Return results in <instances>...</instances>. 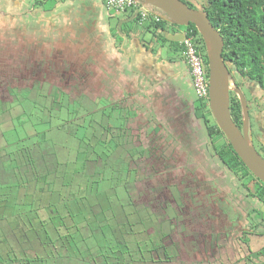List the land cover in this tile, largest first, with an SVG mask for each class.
Returning a JSON list of instances; mask_svg holds the SVG:
<instances>
[{"label":"trees","instance_id":"obj_1","mask_svg":"<svg viewBox=\"0 0 264 264\" xmlns=\"http://www.w3.org/2000/svg\"><path fill=\"white\" fill-rule=\"evenodd\" d=\"M183 1L191 7L199 3ZM199 4L224 37L223 56L238 86L242 89L245 86L243 83L251 82L264 92V0H203ZM137 18L140 21L139 15ZM0 21L5 22L2 25H10L7 18H1ZM148 23V29L160 31L167 21L161 18L152 19ZM186 31L188 35L194 36L208 72V57L201 34L193 24L186 26ZM10 36L7 40L8 48L0 50V55H4V60L0 58V71L8 68L13 75L14 57L27 52L31 44H27L23 29L13 31ZM172 43L180 48L182 54V44ZM31 50L34 57H43L40 63H77L64 60L71 52L78 58H86L84 44L62 53L61 48L47 45L38 49L33 47ZM170 60L177 59L170 57ZM25 69L29 77L18 80H14L13 76L8 77L2 84L4 89L16 87L15 83H23L26 88L33 90L39 85L35 82L46 78L42 76L43 72H37L35 65L33 68L27 65ZM21 72L22 69L17 74L21 75ZM51 73L58 78L66 77L62 70ZM93 74V71L89 73V79H94ZM103 75L106 78L104 71ZM238 80H241V84ZM108 86H95L93 96L86 91L72 94L65 89L67 93L61 98H52L53 104L49 108L44 106L37 111L35 106L39 104V96H29L34 103L28 111L31 116L35 113L47 130L57 127L51 124L53 122L73 121L72 132L76 141L61 149L49 148L41 157L30 151L26 156L24 175L22 171L19 177L9 174L5 179L9 188L0 191V196L3 195L6 202L0 203V264L202 263L197 253L190 249L193 256L189 258L180 253V248L175 252L174 247L182 246L176 239L187 237L189 231L193 240L200 239L201 234L209 243L198 241L204 245L198 251L216 241L219 227L207 228L202 225L206 223L201 222L203 215L195 221L193 212L200 203L203 206L209 205L206 201L215 202L216 193L220 196L219 202H224L226 196L222 189L216 187L214 192L206 186L208 179L212 187L217 186L218 180H214L209 172L200 176L198 169H201V164L190 161L194 157L189 156V164L177 163L181 160V155L177 157L179 150L182 154L193 155L189 144L176 143L171 128L150 127L146 126L149 122L142 123L141 112L136 105L133 104V107L126 103L129 100L127 97L133 95L132 90L121 86V94L119 89L112 92ZM103 96L110 100L109 104L97 105ZM230 99L232 117L242 128L243 114L239 96L231 91ZM92 100L94 106L86 107L84 101L90 103ZM196 100L193 111L208 131L212 156L239 178L250 196L264 202V183L249 171L215 119H211L209 103L200 99L197 103ZM248 102L251 117L253 105ZM19 103L20 100L15 105ZM73 104L76 106L71 108ZM255 108L264 112V93ZM179 121L188 128L186 122L181 119ZM189 133L193 134L192 131L184 134ZM27 170L29 181L24 177ZM34 174L36 177H32ZM251 180L262 182V186L249 188L245 181L251 183ZM218 186L221 188V185ZM140 199L143 200L141 203ZM231 206H236L235 216H240L237 223L242 222L248 226L251 213H247V209L241 210L240 204ZM179 209L184 214L176 211ZM232 224L231 228L235 226L233 220ZM228 231L235 232L236 227ZM252 257L256 264H264V247L253 252Z\"/></svg>","mask_w":264,"mask_h":264},{"label":"rangeland","instance_id":"obj_2","mask_svg":"<svg viewBox=\"0 0 264 264\" xmlns=\"http://www.w3.org/2000/svg\"><path fill=\"white\" fill-rule=\"evenodd\" d=\"M194 1L196 3L197 2L201 3L203 0H194ZM194 6L197 7V4H194ZM46 7L48 9L53 7L52 0H48ZM144 10L146 12H149L148 10H152L158 14L160 13L158 9L150 5H147V7L144 6ZM160 14L162 15V13ZM3 23L5 22L0 21V50L8 48L7 40L9 39V36L12 35V33H10L9 30L10 29L9 25L7 24L2 25ZM177 27L181 29H186V26L178 25ZM23 34L27 37H29L30 35V33H28L27 31H24ZM172 34L174 35V31H172ZM147 35L148 38L152 37L151 33ZM198 37L199 35L197 36L196 40L198 39ZM32 38L33 35L31 34V39ZM160 42L161 44H166V49H164L162 45L160 46L162 52H164V56H166L168 53V55L176 58L178 61H182L183 57L180 48L176 44H173L171 41H167V40L166 41L161 40ZM60 45L62 46L64 45L63 41L60 42ZM203 46L206 52L204 40H203ZM33 47L34 46L32 47L29 46L27 52L20 53L19 55H16V57H14L15 60L13 62L15 63V70L13 75L12 73H10V70L8 68H6L5 71L4 70L0 71V85L4 84L8 77L13 76L14 80H18L20 78L26 79L25 77H29L28 76L29 72L25 69L27 65H31V68H33L35 65L37 72L38 73L40 71L43 72L44 74L42 76L46 77V78H42V80L40 79L41 82L40 80L35 82V84L39 83V85H37L33 90H29L28 88H26L23 83L22 84L15 83L16 87L13 88L6 87V89H4L3 85L0 88V191L7 190L9 188L7 186L8 183L4 182L5 179L9 177V174H11L12 176L19 177L20 173L23 171V175H24V172L26 171L24 165L25 163H27L26 156H28L30 151L32 153H36L41 157V154L45 153V151L49 148L54 150H56L57 148L61 149L62 146L65 147L67 146V144L74 143L76 141V138L72 132V127L74 126L73 121H68L64 123H56L52 121L53 123L51 124L53 126L56 125L57 127L47 130L46 126L43 125V123H41L40 119H37L35 113L33 116H31V113L28 112L29 109L31 110V106H34V103L31 102V100L29 99V96L31 94L33 95L35 94L39 96V104L35 106L37 107L35 111H37L40 110L41 108L43 109L44 106H46V108H49L53 104L52 98L54 96L61 98V96L64 93H67L66 90H70L72 94L83 93L86 91L92 95L93 94L92 90L95 86L106 88L107 85H110V83L112 82V80L109 79L110 74L104 71L103 69L104 67L101 62L88 61L87 58L84 57L78 58L77 56H74L73 54L69 53L64 57V60L74 61L77 63L68 62L72 64L64 63L61 65L55 64L53 62L40 63V59L43 57L41 58L34 57L33 56L34 54L32 55L33 51L31 50ZM38 47L40 46H36L35 49H38ZM64 51H72V48L62 49L60 52H64ZM2 55H0V58L4 60V55L3 56ZM84 60H86V63L84 62ZM5 63H7V57ZM172 65H176V64L174 63ZM20 67L23 71V73L21 72V75L20 73L17 74V72L21 70L19 69ZM125 69L127 72L129 71L127 64H125ZM54 70H58V71L62 70V72H64L66 77L63 78L56 77V74L54 75L51 73ZM92 71L94 73L93 74L94 79L90 78L91 79L90 80L89 73L91 74ZM103 71L106 73L105 75L106 78H104ZM49 79H55V80L52 81ZM127 81L124 82V87L127 88L128 90L136 91L137 94L136 97H132V96H130L129 98L127 97V99L129 100L126 103L128 105L136 104V100H138L139 98L141 101H143L144 99L143 95L145 92L141 90L140 83L139 82L136 83L138 86L134 85V83L138 80H135L134 83H130V82L128 83ZM238 81L241 82V80ZM28 83H30V81H28ZM243 84L245 85L244 86L245 88L242 87V91L244 92L247 100L251 101L253 104L251 109L252 132L256 137H258L263 142L262 143L258 140H255V145L257 149L260 151V153L263 155L264 152L261 149L264 145V112L256 110L257 108H255V106L256 103H260L264 92L256 84H253L251 82H246ZM118 89H119V93L122 94L123 92L122 87H118ZM92 96L91 98H93ZM2 97H4L5 100ZM112 97H117V96H112ZM152 98L153 97H151L150 99V103H152ZM19 100L20 103L18 105H15V103L18 102ZM198 100H196L197 103L199 102ZM11 101H13V103H11ZM93 102H94L93 100L90 103L89 101H84V104L86 107H89L90 105L94 106ZM109 102L110 100H108L107 97L103 96L102 98H99V101L96 104L97 105L102 104V106H104L105 104H109ZM150 103L144 100L143 104L145 105H143L140 102L136 106L139 107V110L142 112L141 114L142 117L145 116L148 117V114L146 112L147 110L152 109L151 107L152 104ZM73 106H76V104H73L70 107L72 108ZM210 113H211V119H214L211 110ZM210 113H208V115ZM47 126H49V124ZM172 131L174 133L173 140L176 143L183 145L187 142L189 144L190 152L193 153V155L191 154L189 155V153L182 154L181 150H179L177 157L181 155L180 156L181 160L177 161V163L179 162L180 165L188 163L189 156L194 157L191 158L190 161L198 162L199 164H201V169H198V172L200 173L199 175L201 176L206 172H209L211 174V177H213L214 180L217 179L218 184L221 185V188H219L218 184L217 186L214 185L212 187V183L208 179V181L206 182V186L208 187V189H211L212 191L215 192V189L217 187L218 190L222 189L223 190L222 192H224L226 195V198H224L223 203L219 202L221 199H218L215 202L206 201V203H209V205L204 204L202 206V203H200V205H198V207L193 212V218L195 221L200 219V215H203L201 218V222L203 223L205 222L206 224H202V225L207 226V228L209 229H214V228L217 229V225H219L221 222L220 218H222V222H223L235 216L236 206L232 207L231 205L234 204L241 205L242 203H247V206H249L250 210L255 209V211H252L251 216L248 219V223L253 226L245 228V232H244L245 236L241 241L243 247L240 244L237 245L236 248L231 249L232 254L236 255V259H235L237 261L236 264H246V260H244L242 256H245L250 252H257L262 247H264V202L252 196H249L247 200L244 199L241 192L243 188L244 189L246 188L242 186L239 178L232 171H230L219 159L212 156V151H213L211 147L212 145L210 143L207 134L208 131L204 126V122L196 123V126L194 125V128H191L189 126V131L193 132V134H191L189 137H181V133H177L176 128L172 129ZM44 139L47 140L44 141ZM20 166H22L23 168H20ZM12 169L14 170L11 171ZM28 171L29 170H27V174L24 177L25 179L28 178L29 181L30 176ZM32 177H36V174L32 175ZM156 183L159 182L156 181ZM259 183L254 181L249 183L245 181V184H247L249 188L252 189L260 188L262 186L261 184L262 182L260 183V185ZM3 184L5 185L3 186ZM146 184L148 185L150 183L146 182ZM209 186L211 187L209 188ZM3 198L5 197L1 195L0 203H6ZM175 199L179 200L178 197L176 196ZM142 201L143 200L140 199V203ZM176 211L178 213L184 214L183 210L179 209ZM234 219L235 221H237L236 216ZM253 219L254 222L251 221ZM225 229L227 230V227ZM224 232L229 233V231H224ZM199 238L200 239L193 240L189 231L187 237L176 239L177 242L180 243L182 246L181 247L177 246L174 247L173 249L176 252L177 251L176 249L180 248L181 251L180 253H182V255H184L186 258L193 256L192 252L189 251L188 249L192 250L193 253H197L198 257L201 258L202 263L192 262L190 264H229V263L232 264V262L230 261L232 260V258L230 257V251L228 250L231 245L227 234L222 235L219 233L218 235H216L215 239H217L216 242L217 246L219 248L222 246L228 249H222L223 252H221L219 255L221 257L216 258L214 260L213 258L217 256H216V250L213 252V248L209 252V250L205 251L206 248L205 246L204 250L198 251V248L204 246V245H200L198 241L205 240V237H203L201 234ZM205 241L206 243H209L207 242V240ZM213 245L214 242L212 241L211 245L209 246V249L213 247ZM184 250L186 251L184 252Z\"/></svg>","mask_w":264,"mask_h":264},{"label":"crops","instance_id":"obj_3","mask_svg":"<svg viewBox=\"0 0 264 264\" xmlns=\"http://www.w3.org/2000/svg\"><path fill=\"white\" fill-rule=\"evenodd\" d=\"M47 2L0 0V17L10 21V32L23 29V32L30 33L29 37L23 35L27 44L34 47L47 45L71 49L84 44L88 61L101 62L104 71L110 74L112 82L108 86L109 90L115 92L118 87L124 86L125 81L134 83L138 80L134 85L139 82L141 90L145 92L143 101L140 98L138 100L142 104L144 100L150 103L153 97L150 103L152 109L146 112L148 117H142L137 107L141 112L142 123L149 122L146 126L150 127L171 128L172 136L174 128L177 133H181V137L191 135L184 133L189 131V126L194 128L200 119L193 111L197 95L189 66L184 59L170 60L172 56L168 53L164 56L160 47L162 45L166 49V44H161V40L181 43L186 36V29L178 28L168 21L163 30L148 29L150 20L139 21L136 10L130 8L118 11L110 7L107 0H52L53 7L50 9L46 7ZM149 33L151 38H148ZM61 41L63 46L60 45ZM59 57H62L61 54ZM174 63L176 65H172ZM125 64L129 68L128 72ZM136 94L133 91L132 97H136ZM138 100L136 106L140 103ZM180 119L189 125L186 124L188 128L180 123ZM241 194L245 200L250 196L244 188ZM219 197L216 193L215 200ZM249 212L250 209L247 210Z\"/></svg>","mask_w":264,"mask_h":264},{"label":"water","instance_id":"obj_4","mask_svg":"<svg viewBox=\"0 0 264 264\" xmlns=\"http://www.w3.org/2000/svg\"><path fill=\"white\" fill-rule=\"evenodd\" d=\"M144 6H153L166 21L179 26L193 24L201 34L208 57L209 106L212 116L223 131L234 151L255 177L264 183V156L253 141L250 105L230 72L223 56L224 37L208 17L202 5L191 7L183 0H140ZM152 11V10H150ZM156 13V12H155ZM235 91L242 105L243 125L240 128L231 114L230 92Z\"/></svg>","mask_w":264,"mask_h":264},{"label":"built area","instance_id":"obj_5","mask_svg":"<svg viewBox=\"0 0 264 264\" xmlns=\"http://www.w3.org/2000/svg\"><path fill=\"white\" fill-rule=\"evenodd\" d=\"M107 3L110 7L118 11L133 8L138 13L141 22L152 19L160 20L162 18L150 10L146 12L140 0H107ZM181 44L183 46L182 56L191 70L197 98L209 103V73L207 72L204 57L197 47L194 36L188 35L186 32V36Z\"/></svg>","mask_w":264,"mask_h":264},{"label":"flooded vegetation","instance_id":"obj_6","mask_svg":"<svg viewBox=\"0 0 264 264\" xmlns=\"http://www.w3.org/2000/svg\"><path fill=\"white\" fill-rule=\"evenodd\" d=\"M194 1V0H193ZM195 2V1H194ZM178 26V25H177ZM240 84H241V82H239ZM251 102V101H250ZM252 103V102H251ZM253 105V104H252ZM258 110V109H257ZM253 140H254V143H255V140H258V141H260V142H262L258 137H256L254 134H253ZM263 143V142H262ZM256 146V145H255ZM257 148V147H256ZM263 152H264V145H263V147H262V149H261ZM259 151V150H258ZM260 152V151H259ZM264 155V154H263ZM168 174H170V173H168ZM241 205H243V207H245V208H241V210L242 209H250L249 208V206H247V203H242ZM234 206V205H233ZM252 211H254V210H251V212H249V213H252ZM237 217H238V219H237V221L238 220H240V216L239 215H236ZM250 218V217H249ZM248 218V219H249ZM222 220V218H220V221ZM237 221H235L234 219H233V223H234V227H236V231L235 232H233V231H231L230 233H226V232H224V231H228V230H232V229H234V227L233 228H231V226H233V224H232V219L230 218L226 223H224V222H220V224L219 225H217V228L219 227V229H220V234H222V235H224V234H227L228 235V237H229V241H230V247H229V249L228 248H225V247H218L217 246V239H216V241L214 242V245H213V252L216 250V256L217 257H215V258H213V260L214 259H216V258H219V257H221V256H219L220 255V253L221 252H223L222 251V249H228L229 251H230V257L232 258V260H230L231 262H232V264H236L237 263V261L235 260L236 259V255H234V254H232V251H231V249H233V248H236V246L237 245H240L241 244V241H242V239L244 238V232H245V228L246 227H252L253 225H250L248 222H247V224H248V226H246V225H243V224H241L242 222H240V223H237ZM251 221H253L254 222V219L253 220H251ZM227 227V230L225 229ZM218 233V234H219ZM239 241V242H238ZM241 246H242V244H241ZM243 247V246H242ZM211 249L212 248H210L209 249V247L207 246L206 248H205V251H208L209 250V252L211 251ZM252 254H253V252H250V253H248L247 255H245V256H242V258L244 259V260H246V264H256L255 262H254V259L255 258H250V256H252ZM207 255H209V254H207ZM212 261V260H211ZM230 264V263H229ZM258 264V263H257Z\"/></svg>","mask_w":264,"mask_h":264}]
</instances>
